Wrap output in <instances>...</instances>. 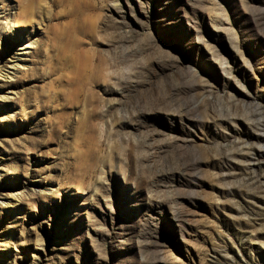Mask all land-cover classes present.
Masks as SVG:
<instances>
[{"label":"rangeland","instance_id":"1","mask_svg":"<svg viewBox=\"0 0 264 264\" xmlns=\"http://www.w3.org/2000/svg\"><path fill=\"white\" fill-rule=\"evenodd\" d=\"M0 264H264V0H0Z\"/></svg>","mask_w":264,"mask_h":264},{"label":"bare ground","instance_id":"2","mask_svg":"<svg viewBox=\"0 0 264 264\" xmlns=\"http://www.w3.org/2000/svg\"><path fill=\"white\" fill-rule=\"evenodd\" d=\"M32 40H27L26 42L22 43L20 49H25L27 47V45L29 46L30 43H32ZM16 61V60H15ZM14 65H17V61L13 63Z\"/></svg>","mask_w":264,"mask_h":264}]
</instances>
